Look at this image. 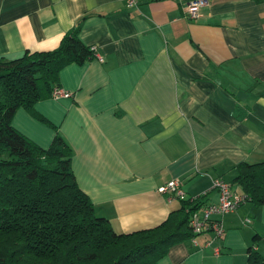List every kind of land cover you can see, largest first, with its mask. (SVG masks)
<instances>
[{
    "label": "crops",
    "instance_id": "1",
    "mask_svg": "<svg viewBox=\"0 0 264 264\" xmlns=\"http://www.w3.org/2000/svg\"><path fill=\"white\" fill-rule=\"evenodd\" d=\"M187 1L0 0L7 59L54 49L83 19L79 37L95 58L61 69L71 96L35 110L69 144L79 187L117 232L164 221L179 205L158 192L171 179L186 197L215 202V179L239 192L236 166L264 161V0H208L194 20ZM12 124L42 147L53 141L55 130L23 108ZM221 223L222 238L203 232L157 264H246L252 245L264 254V205L244 202Z\"/></svg>",
    "mask_w": 264,
    "mask_h": 264
},
{
    "label": "trees",
    "instance_id": "2",
    "mask_svg": "<svg viewBox=\"0 0 264 264\" xmlns=\"http://www.w3.org/2000/svg\"><path fill=\"white\" fill-rule=\"evenodd\" d=\"M82 20L54 49L0 57V264H157L173 245L196 236L190 216L205 203L206 193L178 198V207L156 226L115 231L79 187L69 144L35 110L60 86L61 69L95 58L79 37ZM19 108L55 130L48 147L13 126ZM236 170L232 184L239 185L245 202L263 206L264 161L241 162ZM246 264H264V254L252 245Z\"/></svg>",
    "mask_w": 264,
    "mask_h": 264
},
{
    "label": "built area",
    "instance_id": "3",
    "mask_svg": "<svg viewBox=\"0 0 264 264\" xmlns=\"http://www.w3.org/2000/svg\"><path fill=\"white\" fill-rule=\"evenodd\" d=\"M127 8L136 7L140 0H122ZM208 5V0H189L183 4L185 17L194 20L200 16L201 9ZM96 52V48L92 47ZM99 57V56H98ZM100 58V57H99ZM101 59V58H100ZM102 60V59H101ZM71 93L56 87L53 97H70ZM213 188L218 192V199L215 202L203 203L198 209L193 211L190 216V226L196 236L190 239L196 243V237L203 232L209 231L214 239H220L224 235V228L221 217L225 214L234 212L245 202V196L240 194L232 185L224 180L217 178L213 181ZM158 192L165 195L168 199L186 198L182 187V182L178 179H171L158 187ZM212 240L206 242L211 245ZM215 254H219V248H214Z\"/></svg>",
    "mask_w": 264,
    "mask_h": 264
},
{
    "label": "bare ground",
    "instance_id": "4",
    "mask_svg": "<svg viewBox=\"0 0 264 264\" xmlns=\"http://www.w3.org/2000/svg\"><path fill=\"white\" fill-rule=\"evenodd\" d=\"M199 18V17H198ZM66 91V90H65ZM192 243V242H191Z\"/></svg>",
    "mask_w": 264,
    "mask_h": 264
}]
</instances>
